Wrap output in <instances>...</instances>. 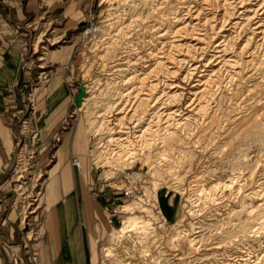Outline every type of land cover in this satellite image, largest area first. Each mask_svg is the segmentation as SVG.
I'll use <instances>...</instances> for the list:
<instances>
[{"label":"rangeland","instance_id":"374dc122","mask_svg":"<svg viewBox=\"0 0 264 264\" xmlns=\"http://www.w3.org/2000/svg\"><path fill=\"white\" fill-rule=\"evenodd\" d=\"M243 1L214 5L210 11L207 4L219 0H98L86 23L76 29L69 89L75 102L80 83L87 95L70 122L80 123L88 133V156L97 178L93 193L115 218L114 231L96 248L99 264H264V0ZM190 8L214 20L216 30L202 33L201 44L194 32L181 33L179 52L169 49V54L187 55L201 65L189 80L184 79L188 65L180 70L173 64L157 66L156 48L178 41L172 33L186 18L177 19L187 16ZM90 21L100 24L96 38L84 34ZM53 40H45L34 55L29 52L21 65L23 80L7 88L19 146L0 175V239L6 236L4 249L16 263L23 258L32 264L39 257L40 211L61 141L56 132L44 152L38 128L42 120L34 125L38 86L51 76L44 63ZM220 43L226 48L223 62L205 67ZM151 52L155 57L146 69L174 71L166 81L178 93L169 108L175 113L161 127L154 124L145 139L137 141L133 134L135 146L121 149L118 142H108L119 136L110 129L116 120L108 117L110 126L100 130V115L119 92L132 87L122 80L140 68L128 65ZM33 65L41 69L34 79ZM201 72L207 77L197 96L194 84ZM140 129L133 131L140 134ZM112 149L118 152L114 156ZM74 159L82 160V166ZM24 160L32 166L19 177ZM72 162L85 170L82 157ZM8 221L14 225L12 231L6 230ZM136 222L146 224L140 231L122 234Z\"/></svg>","mask_w":264,"mask_h":264},{"label":"crops","instance_id":"0c3cea01","mask_svg":"<svg viewBox=\"0 0 264 264\" xmlns=\"http://www.w3.org/2000/svg\"><path fill=\"white\" fill-rule=\"evenodd\" d=\"M97 5L98 0H24L15 7L3 5L7 14L0 13V175L19 146L16 115L10 110L7 88L20 79L21 65L29 52L34 55L45 46V40L55 39L45 52L44 65L51 68V76L38 86L34 125L42 120L38 128L44 152L49 151L56 132L60 131L61 141L50 164L40 211L43 237L38 243L39 257L32 264H99L96 248L115 229V218L93 193L97 178L88 156V133L80 123L70 122L77 107L69 89L72 40ZM61 39L64 43L56 44ZM76 156L84 159L85 170L73 165ZM12 222H7L11 225L6 230L15 229ZM6 241L2 235L0 264H29L23 258L16 263L4 249Z\"/></svg>","mask_w":264,"mask_h":264},{"label":"bare ground","instance_id":"6f19581e","mask_svg":"<svg viewBox=\"0 0 264 264\" xmlns=\"http://www.w3.org/2000/svg\"><path fill=\"white\" fill-rule=\"evenodd\" d=\"M228 1H234V0H219V3L217 4L208 3L207 5L211 8L210 11H213L215 8L214 5L216 6L227 5ZM235 1H238L240 3L244 2L243 0H235ZM231 3L232 2H230L229 4ZM243 8L247 9V6ZM201 14H202L201 10L200 11L192 10V8H190L185 13V15L187 16H181L178 19L176 18L177 20H182V17H185L186 19L184 21L183 26L174 29L172 33V37L175 39V37L179 36L177 41L179 42L180 37L182 36L181 33L187 34L186 31H191L194 32L192 33V35L194 36V40L197 41V44H201L202 43L201 41L202 39H200L201 37L206 36L208 32L211 33L212 30H216V28L214 29L215 21L214 20L211 21L209 17H203ZM215 16L216 14L211 16V18H215ZM187 26H190L188 30H187ZM222 28L223 25H221L220 29ZM202 33H204V36H201ZM164 34L165 33H162L159 36H163ZM177 42L176 43L172 42L174 44L171 43V46H169L167 43H162L160 48L158 47L156 48V53L159 58V62L157 66L162 65L163 67V65L169 66L170 64H173L171 67L180 70L181 67L184 68L186 67V65H188L189 67H191V69H189L190 71L188 70V72L185 73L184 79L190 80L195 77L201 65L195 64L194 58L189 57V60L186 59L187 55H184L185 58H180L182 57V54L180 53L177 57L169 54L170 48H173V51H178L177 49L182 46L181 42L179 43ZM222 42L224 43L225 39ZM225 52H226L225 46L220 43L216 47V53H214V55L212 56L213 59H210L204 66L211 67L212 64L215 65L221 64L223 62L222 57L225 55ZM153 57H155V54L152 52L149 53L148 55L141 54V56L137 58V61H134V63L132 62L130 65H128V68H133V69L140 68L141 72L139 71L138 73L136 70H134V72L135 71L136 72L133 74L132 77L128 79L125 78L124 80H122L123 85H131L132 87L130 89H127L126 92L125 91L119 92L117 99H114V102H112V104L108 106L107 110L100 115L101 117H103L98 127L100 128V130L110 126L109 124L111 119H108V117H113L112 118L113 121L116 120V123H114V126L111 127L110 129L112 131V134L116 133L119 136L116 138L112 137L111 139L108 140V142L109 141L118 142L119 148L121 149L127 148L130 145L131 146L133 145V147L135 146L133 144L134 142L132 141L133 134H134V138H136L137 141L145 139L146 135H149L153 131L154 124L161 127L163 124L168 123L175 113L174 111H171L169 108L172 105V101H173L172 99H174L178 95V93L177 91L173 92L176 86L175 85L173 86V83L167 84L168 82L166 81L167 79L166 77L170 76L172 73H174V71L171 73L169 68H167V70L165 71H163V69L157 70L156 66L152 70L148 68L146 69V66L150 67L149 62L153 60ZM220 67H223V65ZM201 71L204 72V70ZM202 72L200 75H198L199 78L196 79L197 83L194 84V86H198L197 91L195 93V95L197 96L200 95V88L206 82L207 76ZM214 72H216V70L213 67L212 74ZM202 91H206V89L204 88L202 89ZM157 109H160V111L161 110L162 111L159 112L157 111ZM146 121H149L148 126L142 129ZM139 128H141L140 130L142 131V133L138 134L136 131H133ZM163 129L165 130L166 126L163 127ZM117 153L118 152H115V150L112 149L111 154L113 156L116 155ZM144 223L145 222H136L131 228L132 230L122 229L123 231L122 234L131 231L132 232L140 231V229H142V227L145 226ZM109 255L110 253L107 254V256ZM132 261L134 260L132 259L128 260V262L130 263Z\"/></svg>","mask_w":264,"mask_h":264},{"label":"built area","instance_id":"2783aa9c","mask_svg":"<svg viewBox=\"0 0 264 264\" xmlns=\"http://www.w3.org/2000/svg\"><path fill=\"white\" fill-rule=\"evenodd\" d=\"M23 1L24 0H0V3L5 5V6H13V7H15V6H18L20 3H22ZM100 28H101L100 24L95 23L93 21H90V23L87 25V27L84 30V34L90 35L92 38H96L99 35V33H100V30H101ZM23 66L24 67L27 66V63L25 62L23 64ZM24 162H25V160H24ZM25 163H26V165H24L23 162L19 163L20 167H21V170H20L21 174H20L19 177H22L21 175H23V171H27L26 169H28L30 166H32L31 164H29L27 162H25ZM74 163H75V165H77L79 167L82 166V161L79 160V159H74ZM24 167H25V169H24Z\"/></svg>","mask_w":264,"mask_h":264},{"label":"water","instance_id":"95a60500","mask_svg":"<svg viewBox=\"0 0 264 264\" xmlns=\"http://www.w3.org/2000/svg\"><path fill=\"white\" fill-rule=\"evenodd\" d=\"M80 86H81L80 91L76 95V104L78 106L82 105L83 98L87 95V91H86L84 84L80 83Z\"/></svg>","mask_w":264,"mask_h":264},{"label":"trees","instance_id":"16d2710c","mask_svg":"<svg viewBox=\"0 0 264 264\" xmlns=\"http://www.w3.org/2000/svg\"><path fill=\"white\" fill-rule=\"evenodd\" d=\"M0 12L2 15H6L7 14V11L4 10L2 8V6L0 5ZM41 71L40 68H38L36 65H33L32 68H31V73H32V78H37V76L39 75V72ZM23 80V77H22V74H21V77H20V81Z\"/></svg>","mask_w":264,"mask_h":264}]
</instances>
